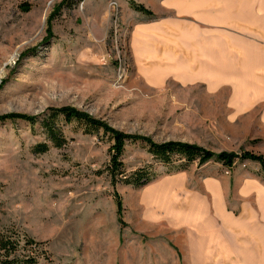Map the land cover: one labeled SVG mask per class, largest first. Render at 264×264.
Segmentation results:
<instances>
[{"label": "rangeland", "instance_id": "374dc122", "mask_svg": "<svg viewBox=\"0 0 264 264\" xmlns=\"http://www.w3.org/2000/svg\"><path fill=\"white\" fill-rule=\"evenodd\" d=\"M63 1L0 0V116L38 118L0 122V230L41 243L39 264H192L184 226L175 224L183 196L161 208L159 192L184 184L202 194L221 184L231 194L239 173L262 175L257 162L236 160L228 168L211 159L177 171L153 161L142 142L126 141L125 174L149 169L154 186L112 185L108 135L59 119L64 142L55 147L39 123L49 109L69 106L155 143L257 154L248 133L262 104L238 114L230 81L210 89L159 80L132 45L137 25L159 17L152 0H133L152 12L148 17L129 0Z\"/></svg>", "mask_w": 264, "mask_h": 264}, {"label": "crops", "instance_id": "0c3cea01", "mask_svg": "<svg viewBox=\"0 0 264 264\" xmlns=\"http://www.w3.org/2000/svg\"><path fill=\"white\" fill-rule=\"evenodd\" d=\"M151 5L159 17L137 25L132 45L141 50L138 58L158 69L159 80L204 82L210 89L230 81L235 113L262 104L248 138L257 141L254 152L264 157V0H152ZM237 178L231 194L218 183L202 194L183 184L156 197L162 208L183 196L175 224L184 226L192 264H264V179L247 171Z\"/></svg>", "mask_w": 264, "mask_h": 264}, {"label": "trees", "instance_id": "16d2710c", "mask_svg": "<svg viewBox=\"0 0 264 264\" xmlns=\"http://www.w3.org/2000/svg\"><path fill=\"white\" fill-rule=\"evenodd\" d=\"M69 3H71V0H65L61 4L67 5ZM129 5L131 9L136 12L143 13L147 16L153 15L151 11L133 0H129ZM68 6H71V4ZM59 119L65 124L77 122L85 126L88 131L101 130L104 134L109 136L111 141L109 148L110 159L106 166V171L112 185L124 183L140 188L154 180L149 169H138L129 175L125 174L121 157L124 152L126 141L142 142L146 146L147 152L151 155L153 161L174 168L177 171H185L189 165L195 162L198 166L203 165L211 159L219 161L228 168H230L236 160H247L257 162L261 165L262 177L264 179V158L262 155H257L248 151L242 153L220 152L214 154L196 144L177 141L155 143L148 137L129 135L117 131L103 121L95 119L89 114L69 106L49 109L47 117L42 119L39 123L55 147H61L64 142L60 127L57 125ZM7 120H22L34 124L38 121V118L16 113L0 116V122ZM41 148L42 151L47 150L46 145H41ZM116 207L119 220H121L122 203L118 197H116ZM40 245L41 243L36 242L26 235L9 230H0V264H39V254H45L44 248L38 249ZM39 250L40 253H37Z\"/></svg>", "mask_w": 264, "mask_h": 264}]
</instances>
